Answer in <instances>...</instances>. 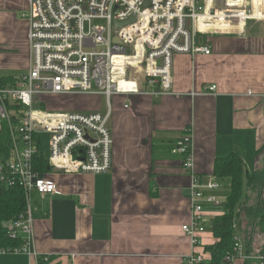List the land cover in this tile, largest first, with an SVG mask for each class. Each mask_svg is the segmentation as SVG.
Wrapping results in <instances>:
<instances>
[{
  "label": "crops",
  "instance_id": "obj_1",
  "mask_svg": "<svg viewBox=\"0 0 264 264\" xmlns=\"http://www.w3.org/2000/svg\"><path fill=\"white\" fill-rule=\"evenodd\" d=\"M28 9L29 0H0V79L32 66ZM197 33V45L212 54L175 56L172 94L155 95L159 85L147 86L136 69L140 93L111 98L112 171L54 175L58 193L32 194L31 247L46 264H182L201 252L182 229L190 223L191 176L172 154L187 130L203 181L217 180V159L237 154L246 176L258 174L264 187V20ZM81 95L90 96H65ZM20 237L23 246L28 236ZM214 239L207 232L202 243ZM39 258L0 253V264H40Z\"/></svg>",
  "mask_w": 264,
  "mask_h": 264
},
{
  "label": "built area",
  "instance_id": "obj_2",
  "mask_svg": "<svg viewBox=\"0 0 264 264\" xmlns=\"http://www.w3.org/2000/svg\"><path fill=\"white\" fill-rule=\"evenodd\" d=\"M231 1L29 0L23 18L29 24L32 66L28 73L0 85V135L9 134L8 150L2 146L0 152V192L14 187L24 191L26 211L9 222L8 228L11 238H28L21 248H0V253L39 258L31 247L32 194L58 193L54 175L112 171L111 98L140 93L133 74L136 69L142 70L147 86L159 85L155 95L172 94L175 56L212 54L210 47L197 45L195 33L217 24L242 28L252 19L264 20L263 0ZM216 90L217 86L207 88L209 94ZM73 94L105 96L108 112L46 108L48 98ZM172 154L182 159L191 176L190 223L182 229L193 247L203 248L185 257L182 264H211L200 238L213 233L212 221L220 216L208 212L222 206L213 195L219 185L213 178L203 181L195 172L191 133L173 147ZM39 157L46 159L48 173L39 171ZM234 228L239 234L233 254L226 256L224 264H264V244L252 252L240 229Z\"/></svg>",
  "mask_w": 264,
  "mask_h": 264
},
{
  "label": "trees",
  "instance_id": "obj_3",
  "mask_svg": "<svg viewBox=\"0 0 264 264\" xmlns=\"http://www.w3.org/2000/svg\"><path fill=\"white\" fill-rule=\"evenodd\" d=\"M10 79H0V85L6 84ZM50 99V98H48ZM48 104V103H47ZM46 104V106H47ZM187 132L191 133L190 130ZM186 132V133H187ZM9 134L4 131L0 135V152L2 146L8 150L7 142ZM6 142V145H5ZM41 165L39 171L48 173L49 169L45 158L39 157ZM214 176L217 179H223L229 182V196L224 203V214L217 216L212 221V231L216 238V243L205 247L206 252L211 255V264H224V259L228 254H233L235 246V225L238 221L240 231L249 229L250 222L248 218L256 213L248 208L246 204L249 201V194L254 193L260 184L258 174L249 175L246 178L245 166L242 158L237 154H231L226 158H219L215 162ZM246 178V181H245ZM247 182V198L243 205L244 185ZM264 204V203H263ZM27 208L26 195L19 187L7 188L0 192V248L15 250L22 247L21 237L11 238L9 235V222L16 221ZM264 208V207H263ZM264 231V210L262 214L257 215ZM40 264H46L43 258H39Z\"/></svg>",
  "mask_w": 264,
  "mask_h": 264
},
{
  "label": "rangeland",
  "instance_id": "obj_4",
  "mask_svg": "<svg viewBox=\"0 0 264 264\" xmlns=\"http://www.w3.org/2000/svg\"><path fill=\"white\" fill-rule=\"evenodd\" d=\"M263 6V5H262ZM95 23H103V21H95ZM196 41L201 39L198 33H195ZM130 53L132 52V48H129ZM107 106V98L105 96L99 97L98 95H90L84 96L81 95L79 97L74 96H54L48 100V104L46 108L50 111L54 112H81V113H92V112H101L105 111ZM100 111H96V109H101ZM49 139L48 137L45 138L46 145V153L49 154V147H48ZM41 165V163H40ZM247 178V176H246ZM245 178V181H246ZM216 183L219 185V189L213 192V195L216 197L217 201L222 203V206L219 208H215L218 212L224 213V203L227 201V197L229 196V182L223 179H217ZM247 182L244 185V198L242 199L243 205L245 204L247 198L245 197L248 193L247 191ZM264 187L262 184L259 185L257 190L249 194V201L246 204L248 208H251L255 215H252L248 218L250 222L249 229L242 231V237L245 240V243L250 247L253 251H256L264 244V231L261 227V223L259 222L260 218L257 215L262 214L264 210ZM236 226L240 228V224L237 221ZM235 234H239L238 230H236ZM202 241V237L200 238ZM216 243V239H214ZM203 242V241H202ZM204 245V244H203ZM264 246V245H263ZM209 253V252H208ZM252 264V263H248Z\"/></svg>",
  "mask_w": 264,
  "mask_h": 264
},
{
  "label": "water",
  "instance_id": "obj_5",
  "mask_svg": "<svg viewBox=\"0 0 264 264\" xmlns=\"http://www.w3.org/2000/svg\"><path fill=\"white\" fill-rule=\"evenodd\" d=\"M219 4H221V1H219Z\"/></svg>",
  "mask_w": 264,
  "mask_h": 264
}]
</instances>
